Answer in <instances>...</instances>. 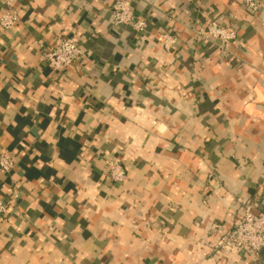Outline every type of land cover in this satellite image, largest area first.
<instances>
[{
	"label": "crops",
	"instance_id": "1",
	"mask_svg": "<svg viewBox=\"0 0 264 264\" xmlns=\"http://www.w3.org/2000/svg\"><path fill=\"white\" fill-rule=\"evenodd\" d=\"M118 0H12L0 27V264H264L215 247L249 202L264 213V4L132 0L138 35L112 25ZM6 10L0 0V14ZM237 32L225 51L197 31ZM178 38L172 52L157 41ZM77 36L87 58L45 60ZM119 158L128 178L106 180Z\"/></svg>",
	"mask_w": 264,
	"mask_h": 264
},
{
	"label": "built area",
	"instance_id": "2",
	"mask_svg": "<svg viewBox=\"0 0 264 264\" xmlns=\"http://www.w3.org/2000/svg\"><path fill=\"white\" fill-rule=\"evenodd\" d=\"M6 10L0 14V27L5 32L11 30L20 21V15L12 0H3ZM132 0H118L112 7V25L115 27H130L136 35L144 32L148 27V19L138 17L132 9ZM246 9L250 13H257L264 0H245ZM200 39L216 42L218 49L225 51L237 39V32L216 21L205 24L197 31ZM158 43L167 51L172 52L178 44L177 36L162 32L157 37ZM45 60L55 71L63 72L74 63H81L87 56L80 45L77 36L60 39L50 50L44 51ZM15 168V160L9 153L0 154V173L9 174ZM127 170L119 158L108 162L106 180L112 185H121L127 181ZM249 202L244 203L242 218L236 222L234 228L223 236L215 247L216 257H221L231 251L248 253L257 257L264 250V213H255ZM8 206L0 200V215H5Z\"/></svg>",
	"mask_w": 264,
	"mask_h": 264
}]
</instances>
